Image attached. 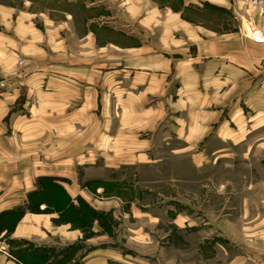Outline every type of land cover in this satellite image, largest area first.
I'll return each mask as SVG.
<instances>
[{"label":"crops","instance_id":"0c3cea01","mask_svg":"<svg viewBox=\"0 0 264 264\" xmlns=\"http://www.w3.org/2000/svg\"><path fill=\"white\" fill-rule=\"evenodd\" d=\"M243 23L264 36L246 0H0V264H264V165L194 154L264 127Z\"/></svg>","mask_w":264,"mask_h":264},{"label":"rangeland","instance_id":"374dc122","mask_svg":"<svg viewBox=\"0 0 264 264\" xmlns=\"http://www.w3.org/2000/svg\"><path fill=\"white\" fill-rule=\"evenodd\" d=\"M248 24L249 26L253 27L250 23H243V25L241 26L242 31H243L242 33L245 38L247 37L245 36V33H244V27L245 25H248ZM259 123L260 122H258V125ZM245 133H246V130L243 129V135H242L243 139L241 143L239 142L235 143L234 136L232 134L231 135L227 134L226 135L227 143H226V148L224 150L209 151V150L201 148L199 150L194 151L195 157H197V155L200 154L201 158L199 161H260L264 165V127L262 129L257 130L256 132L252 134H249V133L245 134ZM164 169H166V167H163V172L165 171ZM158 171H160V169ZM98 217H100V215H98ZM6 226H5V229L7 233H5L2 238L8 237V229H9L8 227L9 226L7 227ZM119 236H121V233H119L118 235H115V237H119ZM1 242L3 243L1 245L2 246L1 250L7 254H10L11 251L9 247L4 246V244L8 245V243L10 242L9 239H3ZM116 245L119 247L122 246L121 242L116 243Z\"/></svg>","mask_w":264,"mask_h":264},{"label":"built area","instance_id":"2783aa9c","mask_svg":"<svg viewBox=\"0 0 264 264\" xmlns=\"http://www.w3.org/2000/svg\"><path fill=\"white\" fill-rule=\"evenodd\" d=\"M249 4V6L254 9L259 15H264V0H246ZM244 33L245 36L252 40L255 43H263L264 38L262 33L254 28L248 25H245L244 27ZM8 85V78L0 75V92L4 90Z\"/></svg>","mask_w":264,"mask_h":264},{"label":"trees","instance_id":"16d2710c","mask_svg":"<svg viewBox=\"0 0 264 264\" xmlns=\"http://www.w3.org/2000/svg\"><path fill=\"white\" fill-rule=\"evenodd\" d=\"M41 181H42V180H41ZM39 184L41 185V182H39ZM8 221H9V220H7V222L5 223V226H6V225H7V226H10ZM7 226H6V227H7ZM8 228H9V227H8Z\"/></svg>","mask_w":264,"mask_h":264}]
</instances>
